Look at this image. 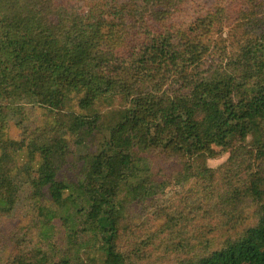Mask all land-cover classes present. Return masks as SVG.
Wrapping results in <instances>:
<instances>
[{"label": "trees", "instance_id": "16d2710c", "mask_svg": "<svg viewBox=\"0 0 264 264\" xmlns=\"http://www.w3.org/2000/svg\"><path fill=\"white\" fill-rule=\"evenodd\" d=\"M0 264H264V0H0Z\"/></svg>", "mask_w": 264, "mask_h": 264}, {"label": "rangeland", "instance_id": "374dc122", "mask_svg": "<svg viewBox=\"0 0 264 264\" xmlns=\"http://www.w3.org/2000/svg\"><path fill=\"white\" fill-rule=\"evenodd\" d=\"M183 118H185V110L184 109H176L171 111L168 114H163L159 117V123L160 126L154 127L151 130V135L153 137H159L161 135V129L166 126H171L176 124L177 122L181 121ZM186 139L189 141H194L195 138L191 135H184ZM212 165H216L217 162H211ZM161 165L164 167L165 171L171 175L172 179H175V173L179 170V165L175 164L174 162H167V163H161ZM195 180H182L178 179L176 180L172 187L167 189V193L170 194L174 190H181V188L188 187L193 184ZM84 248L87 250V255L91 259L98 260L100 259V251L97 248V245L95 244V241L92 238H89L87 242L84 245Z\"/></svg>", "mask_w": 264, "mask_h": 264}]
</instances>
